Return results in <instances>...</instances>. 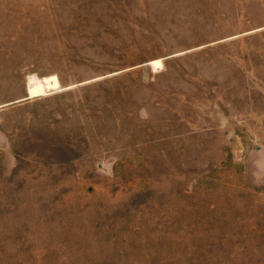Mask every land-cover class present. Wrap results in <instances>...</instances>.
<instances>
[{
    "label": "rangeland",
    "instance_id": "obj_1",
    "mask_svg": "<svg viewBox=\"0 0 264 264\" xmlns=\"http://www.w3.org/2000/svg\"><path fill=\"white\" fill-rule=\"evenodd\" d=\"M0 264H264V0H0Z\"/></svg>",
    "mask_w": 264,
    "mask_h": 264
},
{
    "label": "bare ground",
    "instance_id": "obj_2",
    "mask_svg": "<svg viewBox=\"0 0 264 264\" xmlns=\"http://www.w3.org/2000/svg\"><path fill=\"white\" fill-rule=\"evenodd\" d=\"M58 86L59 82L54 74L44 76L42 78L31 75L27 81V89L30 96L41 94L46 90L56 88Z\"/></svg>",
    "mask_w": 264,
    "mask_h": 264
},
{
    "label": "water",
    "instance_id": "obj_3",
    "mask_svg": "<svg viewBox=\"0 0 264 264\" xmlns=\"http://www.w3.org/2000/svg\"><path fill=\"white\" fill-rule=\"evenodd\" d=\"M27 97H29V95Z\"/></svg>",
    "mask_w": 264,
    "mask_h": 264
}]
</instances>
